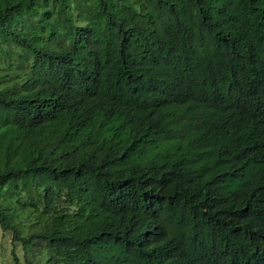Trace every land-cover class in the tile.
I'll use <instances>...</instances> for the list:
<instances>
[{"label": "trees", "instance_id": "trees-1", "mask_svg": "<svg viewBox=\"0 0 264 264\" xmlns=\"http://www.w3.org/2000/svg\"><path fill=\"white\" fill-rule=\"evenodd\" d=\"M0 228L11 264H264V0H0Z\"/></svg>", "mask_w": 264, "mask_h": 264}, {"label": "rangeland", "instance_id": "rangeland-1", "mask_svg": "<svg viewBox=\"0 0 264 264\" xmlns=\"http://www.w3.org/2000/svg\"><path fill=\"white\" fill-rule=\"evenodd\" d=\"M12 249H14L21 260L24 257L23 248L20 243L13 244L11 240V234L8 231H3L0 228V264H11L13 256L11 254ZM23 263V262H22Z\"/></svg>", "mask_w": 264, "mask_h": 264}]
</instances>
